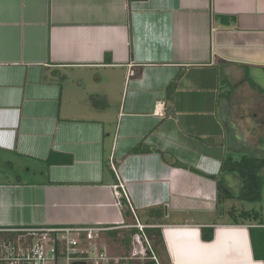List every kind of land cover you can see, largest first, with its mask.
I'll return each mask as SVG.
<instances>
[{
	"label": "crops",
	"instance_id": "0c3cea01",
	"mask_svg": "<svg viewBox=\"0 0 264 264\" xmlns=\"http://www.w3.org/2000/svg\"><path fill=\"white\" fill-rule=\"evenodd\" d=\"M243 157L264 160V0H0V229L138 220L171 264H264V211L223 172Z\"/></svg>",
	"mask_w": 264,
	"mask_h": 264
},
{
	"label": "built area",
	"instance_id": "2783aa9c",
	"mask_svg": "<svg viewBox=\"0 0 264 264\" xmlns=\"http://www.w3.org/2000/svg\"><path fill=\"white\" fill-rule=\"evenodd\" d=\"M111 166L119 179L114 186L115 195L119 199L125 198L130 204L126 185L120 180L114 161ZM131 210L136 216L132 207ZM135 227L143 235H137L136 241L143 238L149 252L153 254L151 244L144 234L146 226L137 220ZM113 230L114 227L103 225L6 230L20 235L13 240L0 242V264H112L113 261L117 264L120 259L111 258L99 242L100 237ZM135 256L123 259L133 260ZM153 259L157 261L155 256Z\"/></svg>",
	"mask_w": 264,
	"mask_h": 264
},
{
	"label": "trees",
	"instance_id": "16d2710c",
	"mask_svg": "<svg viewBox=\"0 0 264 264\" xmlns=\"http://www.w3.org/2000/svg\"><path fill=\"white\" fill-rule=\"evenodd\" d=\"M140 149H135L134 152H139ZM264 169V160L243 157L241 160H233L231 158H227L223 165V172H233L239 175L242 181L241 193L239 195V199L244 202L249 203H257L263 199V187H264V178L261 176V171ZM234 198L232 192L223 184L222 181L218 182V203H221L227 199ZM150 214L154 216H158L159 218L163 217L161 211L154 209L150 211ZM244 218L252 219L254 221H258L261 219V214L257 211L242 213ZM121 231L113 230L110 231L109 234L118 236ZM139 233L138 229H132L129 232H124L122 242L127 249L131 248V243L134 236ZM147 235L149 234V241L151 242V247L153 254H149V261L147 264H171L167 249L164 244L163 236L161 229L153 228L147 229ZM261 233V234H258ZM250 234L252 243L254 245V251L256 249L255 244L258 239L262 240L264 243V229H255L250 228ZM20 233L9 232L5 229H0V242L13 240ZM154 235L155 238H152ZM214 236L213 228H203L202 229V238L204 241H211ZM256 253V252H255ZM165 254V256H162ZM153 256L156 257V260L153 259ZM257 256V255H256ZM133 264V263H130Z\"/></svg>",
	"mask_w": 264,
	"mask_h": 264
},
{
	"label": "rangeland",
	"instance_id": "374dc122",
	"mask_svg": "<svg viewBox=\"0 0 264 264\" xmlns=\"http://www.w3.org/2000/svg\"><path fill=\"white\" fill-rule=\"evenodd\" d=\"M248 84L250 85L252 91H255L258 89L256 84L254 85L253 81H251V83H248ZM250 87L248 86V90ZM236 88H237V91L239 92L241 91V87H236ZM229 89H231L229 85L228 86L222 85L223 92H227ZM250 158H253V157H250ZM262 173H263V170L261 171V175ZM239 192L241 193V191ZM246 203L247 205L250 204L249 206L254 208L257 212L261 213L262 211H264V190H263V199L260 202H257V203L246 202ZM128 230L129 229H123L121 231H128ZM108 233L109 232L105 233L102 237H100L99 242L102 245V247L105 248V251L111 258L120 259V262L117 264H125V263L147 264L149 261H151V259L149 258V254H147V250L148 251L150 250H149V247L147 246V243L144 240L136 241L135 239H133L131 243V248L127 249L122 242L123 234H119L118 236H115V235H111ZM134 255L136 256L133 258V260L123 259V258L133 257ZM162 256H165V254H163ZM114 262L115 261H113L112 264H114Z\"/></svg>",
	"mask_w": 264,
	"mask_h": 264
},
{
	"label": "water",
	"instance_id": "95a60500",
	"mask_svg": "<svg viewBox=\"0 0 264 264\" xmlns=\"http://www.w3.org/2000/svg\"><path fill=\"white\" fill-rule=\"evenodd\" d=\"M147 254H150L149 251L147 252Z\"/></svg>",
	"mask_w": 264,
	"mask_h": 264
}]
</instances>
